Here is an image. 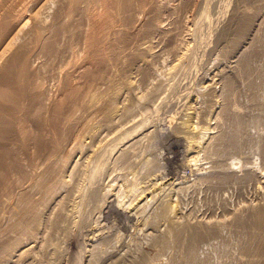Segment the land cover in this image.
<instances>
[{
    "label": "rangeland",
    "instance_id": "374dc122",
    "mask_svg": "<svg viewBox=\"0 0 264 264\" xmlns=\"http://www.w3.org/2000/svg\"><path fill=\"white\" fill-rule=\"evenodd\" d=\"M263 71L264 0H0L9 264H264Z\"/></svg>",
    "mask_w": 264,
    "mask_h": 264
},
{
    "label": "bare ground",
    "instance_id": "6f19581e",
    "mask_svg": "<svg viewBox=\"0 0 264 264\" xmlns=\"http://www.w3.org/2000/svg\"><path fill=\"white\" fill-rule=\"evenodd\" d=\"M53 47H57V46H53ZM51 49V48H50ZM145 51H147L146 48H144ZM49 51H52V50H49ZM54 52L53 53H56L55 51L58 52L57 48L53 50ZM188 52H189V48H187L186 45L180 47L178 50H177V53L173 56L172 60H174V66L176 64H179L180 65L183 63V61H185L188 57ZM50 53V52H49ZM247 60V59H246ZM169 77H172L175 75V71L174 72H169L168 73ZM263 76H264V71H263ZM262 76V77H263ZM217 78V74L213 75L212 76V80H215ZM209 87V84H206L204 85V88H208ZM35 98L36 96H32V104L35 101ZM39 103V102H38ZM33 106V105H32ZM37 107V106H36ZM34 112V110H33ZM3 116L0 114V180L4 177L5 173L7 174L8 172H12L14 170V168L16 167V158L13 159L11 157V152L9 151V149L6 147V143L4 142V140L7 138L8 134H9V131H10V125H5V123H3ZM5 122V121H4ZM43 125L40 124V125H37V126H41ZM9 127V128H8ZM149 128L148 125L146 124H143V122H141L140 120L139 121H136V122H133L132 125H130V130H134V131H131L129 133L126 134V137L127 140L124 141V142H127V141H131V142H139L141 139H143L148 133L149 131H147ZM166 133V132H165ZM210 133V132H209ZM162 135V134H161ZM34 137H35V140L36 141H40L41 140V137L39 136V134L36 132L34 133ZM168 138H171V135L169 134L168 135ZM174 138V137H173ZM233 137H231L228 141H233L232 139ZM116 140H118V143H120L121 141V138L119 137H116ZM166 140V139H165ZM123 142V141H122ZM121 142V143H122ZM120 143V144H121ZM191 144V143H190ZM168 145V143H167ZM190 146V145H189ZM168 147V146H167ZM189 150V149H188ZM193 150V148H192ZM195 151V150H194ZM192 152V151H191ZM187 153V152H186ZM185 154V153H184ZM167 156V155H166ZM179 156V155H178ZM168 158V157H167ZM186 160V159H185ZM170 161V160H169ZM190 161V160H189ZM171 166V165H170ZM176 171V170H175ZM56 172L52 169H48V179H47V175L43 178V180L41 181L40 185L45 182V180L47 179V181H49L50 177L54 179V174ZM175 172V178L173 176V180L174 181H177L179 178H180V172L179 174ZM179 181V180H178ZM184 181V180H182ZM181 181V183H182ZM172 183V182H171ZM176 183V182H175ZM173 184V183H172ZM169 185V184H168ZM54 186H57V184L55 183ZM169 188H171L170 186H168ZM167 187V188H168ZM175 187V186H174ZM143 196V195H142ZM112 197V196H111ZM109 198V197H108ZM110 199V198H109ZM110 204V203H109ZM33 207V212L32 213H36V208L34 206ZM30 219H31V215H30ZM26 221H29V219H25ZM24 226H28V224L24 225ZM2 238L0 237V253H2L3 255L4 254H8L7 257H5L3 260H2V264H9L11 262H15L17 259L21 258L22 256L26 255L28 253V249H29V243L27 244H24V245H20V246H17L15 249H13L11 252L10 251H7L8 249V244L7 243H3L2 242ZM31 247V246H30ZM10 252V253H8ZM2 255L0 254V257Z\"/></svg>",
    "mask_w": 264,
    "mask_h": 264
},
{
    "label": "built area",
    "instance_id": "2783aa9c",
    "mask_svg": "<svg viewBox=\"0 0 264 264\" xmlns=\"http://www.w3.org/2000/svg\"><path fill=\"white\" fill-rule=\"evenodd\" d=\"M190 173H191V170H190L189 167H182L181 170H180V175L182 177H187V176L190 175Z\"/></svg>",
    "mask_w": 264,
    "mask_h": 264
}]
</instances>
